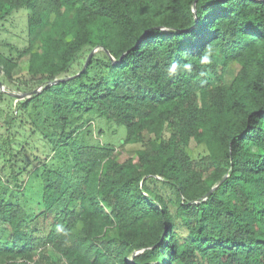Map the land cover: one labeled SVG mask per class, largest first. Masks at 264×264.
<instances>
[{
    "label": "trees",
    "instance_id": "trees-1",
    "mask_svg": "<svg viewBox=\"0 0 264 264\" xmlns=\"http://www.w3.org/2000/svg\"><path fill=\"white\" fill-rule=\"evenodd\" d=\"M19 12L3 126L54 155L31 210L0 185V264H264V0H0V27Z\"/></svg>",
    "mask_w": 264,
    "mask_h": 264
},
{
    "label": "rangeland",
    "instance_id": "rangeland-1",
    "mask_svg": "<svg viewBox=\"0 0 264 264\" xmlns=\"http://www.w3.org/2000/svg\"><path fill=\"white\" fill-rule=\"evenodd\" d=\"M27 23H26V13L19 12L7 19L4 22L3 28L0 27V48L7 49L5 45L7 43L12 45L22 46L23 43L19 40L26 37ZM234 71L232 70L227 74L226 78L228 82H231L234 77ZM26 74V71L22 72ZM7 103L0 104V145L6 149V152L0 156V185L5 186L3 192L6 193V197L16 200L17 198L25 207H28V210L34 208V203L37 202V199L40 196V182L37 179L38 168L41 165V161L45 158L52 157L54 153L49 147L46 146L45 141L42 138H31L28 140L26 132L27 130L20 127L19 120L17 121L14 127L10 130H6L4 123V116L7 113ZM2 111V112H1ZM99 124V123H98ZM126 136V127L117 126L113 124L112 126L106 127V132L102 136L104 142H113L115 145H118L117 142H123ZM29 141L30 144H26ZM194 146V143H193ZM139 145H129L127 146V151L120 156V160H126L134 154V150L139 148ZM202 149H197L194 153L195 156L201 152ZM7 152H12L10 153ZM36 155H40L41 159L36 162L33 161ZM19 159V163L15 160ZM11 161V162H10ZM16 162L19 167L25 166L29 161L31 164L26 165L27 168L19 173L16 178L19 179L20 183H23L24 192H18L17 185L14 183L13 174L15 175L14 169H11L12 162ZM20 177V178H19ZM15 189V191H13ZM32 207V208H31Z\"/></svg>",
    "mask_w": 264,
    "mask_h": 264
},
{
    "label": "clouds",
    "instance_id": "clouds-1",
    "mask_svg": "<svg viewBox=\"0 0 264 264\" xmlns=\"http://www.w3.org/2000/svg\"><path fill=\"white\" fill-rule=\"evenodd\" d=\"M217 55L211 45H208L203 50L202 55L199 57V67L203 69L199 72V76L201 78H207L209 75L208 69H210L211 65L213 64V58ZM186 58V54H184ZM193 71L192 63H184L183 65L177 64L175 62L171 63L167 68V76L171 79L181 72L191 74ZM56 232L58 235L69 236L71 233L69 230H66L61 225L56 226Z\"/></svg>",
    "mask_w": 264,
    "mask_h": 264
},
{
    "label": "water",
    "instance_id": "water-1",
    "mask_svg": "<svg viewBox=\"0 0 264 264\" xmlns=\"http://www.w3.org/2000/svg\"><path fill=\"white\" fill-rule=\"evenodd\" d=\"M96 50H94L92 53H91V55L95 52ZM90 55V56H91ZM87 65V64H86ZM0 87H2V83H1V81H0ZM41 90V88H39V89H37V90H35V91H33V93H37V92H39ZM19 98H21V99H24L25 97H27V96H29V95H26V94H16ZM216 187H217V185H215L212 189H211V191L210 192H212L213 190H215L216 189ZM209 192V193H210ZM137 254V253H136Z\"/></svg>",
    "mask_w": 264,
    "mask_h": 264
}]
</instances>
